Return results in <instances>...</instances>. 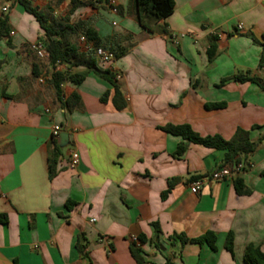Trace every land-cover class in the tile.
I'll list each match as a JSON object with an SVG mask.
<instances>
[{
    "label": "crops",
    "instance_id": "0c3cea01",
    "mask_svg": "<svg viewBox=\"0 0 264 264\" xmlns=\"http://www.w3.org/2000/svg\"><path fill=\"white\" fill-rule=\"evenodd\" d=\"M28 1L93 28L106 49L129 44L110 63L96 60L114 74L123 106L108 80L87 72L78 84L61 83L63 99L80 98L73 110L63 107L48 81L51 69L29 48L43 33L39 23L17 0H0L9 26L0 41V264H246L248 244L264 252V91L252 81H222L238 73L264 81V0H173L165 18L135 0ZM214 102L225 106L205 107ZM181 123L225 139L242 128L256 147L241 172L205 180L192 193V181L224 164V150L188 143L175 155L186 140L160 127ZM234 177L249 194L236 193ZM207 231L214 247L170 238Z\"/></svg>",
    "mask_w": 264,
    "mask_h": 264
},
{
    "label": "trees",
    "instance_id": "16d2710c",
    "mask_svg": "<svg viewBox=\"0 0 264 264\" xmlns=\"http://www.w3.org/2000/svg\"><path fill=\"white\" fill-rule=\"evenodd\" d=\"M27 11L32 14L39 26L43 30L40 39L45 44L46 51L48 52V60L46 66L51 69L49 83L55 91L56 98L61 105L67 110H73L79 103V95L76 92L71 93L67 98L63 99L61 94L60 85L65 80H69L74 84L80 83L87 72H93L96 75L108 80L114 88V102L117 108L123 106V104H117L116 97L120 95L117 84L114 80V74L108 69L100 68L97 65L96 59L92 55L90 50L81 49L78 44V37L82 34L88 41H91L95 46H105L96 31L91 27L83 26L81 23H70L68 17H55L51 15L49 7L39 8L32 6L28 0H17ZM136 3L147 11L151 12L158 18H165L173 12L174 1L173 0H135ZM8 17L7 14L2 13L0 15V41L8 32ZM262 45L261 54L259 57L258 66L264 69V44ZM129 44L116 45L114 47L109 46L108 49L114 54V57H118L127 51ZM216 53V44L214 37L209 40V47L206 50L207 58L211 60ZM59 62L65 66V70L57 69L55 63ZM82 66L85 68L84 72H70L66 69L72 67ZM32 72L34 75L38 74V67L34 63L32 65ZM234 80L238 82L252 81L255 82L264 91V81H261L257 77L248 76L247 74L238 73L224 78L222 81ZM108 95V91L104 92L101 96V100H105ZM223 102L206 103L205 107L208 109H217L224 107ZM162 130L174 135H178L185 139L186 142H181L176 149L175 155H181L188 143L201 144L205 147L214 148L218 150H224V163H241L242 170L244 169L243 160L254 151L256 144L249 138V131L237 128L233 135L229 139H225L219 134L201 136L194 131L189 124H166L160 127ZM55 151H59V146L55 143ZM234 189L237 194H249L250 189L247 188L242 179L234 177L233 180ZM172 182H169L168 188L163 192L164 197L171 187ZM70 201H67L66 208H70ZM5 216H0V221H4ZM171 240L179 239L182 242L190 241L196 243L207 242L210 247H214L215 235L211 231H207L203 235L196 238H186L182 234H175L170 236ZM143 241L142 237L139 238ZM78 247V243L76 244ZM225 247L229 251H232V237L227 235L225 240ZM79 250L82 247H78ZM130 253L135 259L136 263H140L142 260L141 249L133 242L129 247ZM244 260L246 264H264V252L257 245L248 244L244 251ZM168 264V262L166 263Z\"/></svg>",
    "mask_w": 264,
    "mask_h": 264
},
{
    "label": "built area",
    "instance_id": "2783aa9c",
    "mask_svg": "<svg viewBox=\"0 0 264 264\" xmlns=\"http://www.w3.org/2000/svg\"><path fill=\"white\" fill-rule=\"evenodd\" d=\"M6 8L4 7L3 10ZM238 28H241V24H238ZM79 42L81 43L82 47L85 50H90L94 58L97 60L98 63L104 64V63H110L114 59V54L111 50L106 49L102 46H95L90 41H88L84 35H80L78 37ZM29 48L33 51L35 56L46 66L47 60H48V52L46 51L45 44L41 39H37L36 41H33L30 43ZM56 66H59L60 63L57 61L55 63ZM45 74V73H44ZM45 75H42L40 77V81H43ZM60 132V126L54 125L52 127V135L53 136H59ZM78 161V153L75 150H72L70 153L69 158V166L73 168ZM242 164L237 163H224L219 166H217L212 172H210L208 175L195 179L190 183L189 190L192 193H196L200 187V184L203 183L205 180H223L225 178L231 177L233 174L239 173L242 171Z\"/></svg>",
    "mask_w": 264,
    "mask_h": 264
},
{
    "label": "water",
    "instance_id": "95a60500",
    "mask_svg": "<svg viewBox=\"0 0 264 264\" xmlns=\"http://www.w3.org/2000/svg\"><path fill=\"white\" fill-rule=\"evenodd\" d=\"M66 139H67V133H61L60 134V146H63L66 142Z\"/></svg>",
    "mask_w": 264,
    "mask_h": 264
}]
</instances>
